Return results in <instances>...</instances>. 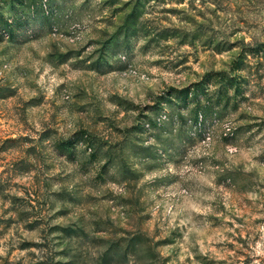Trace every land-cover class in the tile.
<instances>
[{
    "label": "rangeland",
    "instance_id": "obj_1",
    "mask_svg": "<svg viewBox=\"0 0 264 264\" xmlns=\"http://www.w3.org/2000/svg\"><path fill=\"white\" fill-rule=\"evenodd\" d=\"M0 264H264V0H0Z\"/></svg>",
    "mask_w": 264,
    "mask_h": 264
},
{
    "label": "trees",
    "instance_id": "obj_2",
    "mask_svg": "<svg viewBox=\"0 0 264 264\" xmlns=\"http://www.w3.org/2000/svg\"><path fill=\"white\" fill-rule=\"evenodd\" d=\"M48 2H49V0H47ZM13 18V17H12ZM11 23V22H10ZM13 24H14V22H12ZM10 26V25H9ZM219 75V76H218ZM218 77V80L219 81H222L223 82V84L225 85V86H227V87H231L232 85H235L236 86V84H237V78H235V77H224L221 73H214L213 74V76H212V78H217ZM197 85H200V83H198V84H196L195 86H197ZM177 93H180V91H178ZM176 93V94H177ZM184 94V93H183ZM217 98L215 99V101H217V102H219L221 99H223V98H226V93H225V91L223 90V91H218L217 92ZM208 99V103H207V107H210V106H212V102H211V100H210V98L208 97L207 98ZM165 100H168L167 98L165 99ZM196 109H198V107H196L195 108V110ZM194 110V111H195ZM204 114V113H203Z\"/></svg>",
    "mask_w": 264,
    "mask_h": 264
}]
</instances>
